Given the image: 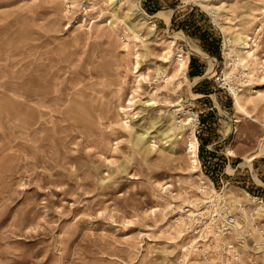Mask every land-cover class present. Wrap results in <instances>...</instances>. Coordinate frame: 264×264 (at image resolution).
Segmentation results:
<instances>
[{"label":"rangeland","instance_id":"obj_1","mask_svg":"<svg viewBox=\"0 0 264 264\" xmlns=\"http://www.w3.org/2000/svg\"><path fill=\"white\" fill-rule=\"evenodd\" d=\"M210 180L264 196V0H0V264H180Z\"/></svg>","mask_w":264,"mask_h":264},{"label":"built area","instance_id":"obj_2","mask_svg":"<svg viewBox=\"0 0 264 264\" xmlns=\"http://www.w3.org/2000/svg\"><path fill=\"white\" fill-rule=\"evenodd\" d=\"M215 181L201 182L200 203L177 224L188 241L180 264H264V196Z\"/></svg>","mask_w":264,"mask_h":264},{"label":"bare ground","instance_id":"obj_3","mask_svg":"<svg viewBox=\"0 0 264 264\" xmlns=\"http://www.w3.org/2000/svg\"><path fill=\"white\" fill-rule=\"evenodd\" d=\"M248 47V46H247ZM181 66L182 67H184L185 65L184 64H181ZM235 100H236V104H237V107L242 111V112H244V114L245 115H247L248 116V114L245 112V110L242 108V106H241V100L239 99V97H238V95L237 94H235ZM142 138H145V136L144 137H142ZM194 141L193 142H191V143H189V145L187 146V152H188V154L190 155V157H191V162H192V164L195 166V167H197V170H198V168H199V159H198V156H197V152H198V139H197V137H195L194 136ZM257 157H259L258 155H257ZM256 159V157L255 156H252V157H250V159L248 160L249 161V163H252L254 160ZM230 170H232L231 168H229ZM259 181V180H258ZM258 183V182H257ZM260 184H261V182H259ZM259 183H258V185H259ZM261 186V185H260ZM182 214H185V211L183 212V211H180ZM179 212V213H180Z\"/></svg>","mask_w":264,"mask_h":264}]
</instances>
